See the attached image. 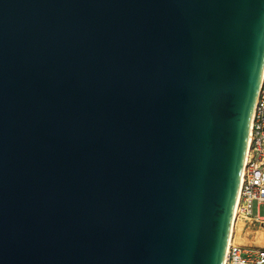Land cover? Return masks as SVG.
<instances>
[{"label":"water","instance_id":"95a60500","mask_svg":"<svg viewBox=\"0 0 264 264\" xmlns=\"http://www.w3.org/2000/svg\"><path fill=\"white\" fill-rule=\"evenodd\" d=\"M264 74V0H0V264H224Z\"/></svg>","mask_w":264,"mask_h":264},{"label":"built area","instance_id":"2783aa9c","mask_svg":"<svg viewBox=\"0 0 264 264\" xmlns=\"http://www.w3.org/2000/svg\"><path fill=\"white\" fill-rule=\"evenodd\" d=\"M255 206H264V74L252 116L247 160L235 208V227L241 222L249 234L256 232V227H264V214L260 215L258 210L255 213ZM224 264H264V247L240 246L233 241L227 246Z\"/></svg>","mask_w":264,"mask_h":264},{"label":"rangeland","instance_id":"374dc122","mask_svg":"<svg viewBox=\"0 0 264 264\" xmlns=\"http://www.w3.org/2000/svg\"><path fill=\"white\" fill-rule=\"evenodd\" d=\"M258 210L260 215L264 214V206H260L257 208V206L254 207V212L256 213ZM247 227L243 223H238L235 227L236 233H235V244L240 246H246V247H264V227H256L254 233L249 234Z\"/></svg>","mask_w":264,"mask_h":264},{"label":"bare ground","instance_id":"6f19581e","mask_svg":"<svg viewBox=\"0 0 264 264\" xmlns=\"http://www.w3.org/2000/svg\"><path fill=\"white\" fill-rule=\"evenodd\" d=\"M246 160H247V156H246ZM246 160H245V163H246ZM240 185H241V182H240ZM238 200H239V193H238V199H237V203H238ZM237 206V204H236ZM235 213H234V216H233V222H232V229H231V234H230V238H229V241H228V245L233 243V241L235 242Z\"/></svg>","mask_w":264,"mask_h":264},{"label":"crops","instance_id":"0c3cea01","mask_svg":"<svg viewBox=\"0 0 264 264\" xmlns=\"http://www.w3.org/2000/svg\"><path fill=\"white\" fill-rule=\"evenodd\" d=\"M236 232V231H235Z\"/></svg>","mask_w":264,"mask_h":264}]
</instances>
